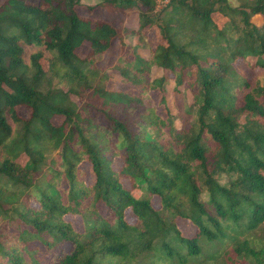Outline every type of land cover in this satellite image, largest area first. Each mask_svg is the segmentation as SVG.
<instances>
[{
	"label": "trees",
	"instance_id": "obj_1",
	"mask_svg": "<svg viewBox=\"0 0 264 264\" xmlns=\"http://www.w3.org/2000/svg\"><path fill=\"white\" fill-rule=\"evenodd\" d=\"M97 1L135 8L136 26L82 17L80 0L0 3V264H264V0ZM150 26L146 55L122 43ZM165 72L191 94L186 118L151 103Z\"/></svg>",
	"mask_w": 264,
	"mask_h": 264
},
{
	"label": "rangeland",
	"instance_id": "obj_2",
	"mask_svg": "<svg viewBox=\"0 0 264 264\" xmlns=\"http://www.w3.org/2000/svg\"><path fill=\"white\" fill-rule=\"evenodd\" d=\"M2 0H0V3ZM167 2V0H156V6L155 10H159L164 4ZM230 2L233 5H237L239 3V0H230ZM76 10L78 14L82 17H87L92 20H104L106 22L111 23L115 27H128V28H134L136 26V9L132 8L129 10H119V9H107L103 6H100L99 2L97 0H80L79 4L76 6ZM214 20L221 25L225 18L221 15H214ZM250 20L257 26H261L264 23V16L261 14H253L250 17ZM160 41V36L158 34V29L155 26H150L144 33L139 36H127L124 34L122 37V43L125 44L126 48H128L129 45H140L139 47L141 49L138 50L141 55H146L147 50L149 47H153L156 43ZM36 47L34 48H28L26 53L27 55L34 51ZM124 49L121 47V43L117 38H115L112 42L110 47L108 48L105 58L97 63V67L102 68L104 70H107L111 68L112 63L117 59L119 54ZM89 51V45L87 42H83L77 49L76 53L80 57H85ZM42 63L45 65V62L42 61ZM233 67L244 74H246L248 77H251L253 75H259L260 71L255 68L253 70H250L247 66V64L244 62L243 59H238L234 64ZM154 71V70H153ZM151 72L150 75L147 76L149 78L152 75L156 76L157 73ZM154 73V74H153ZM110 75H113L109 73ZM166 81H167V87H168V95L165 97V104H159V94L156 90L149 91L148 95L151 99V103L156 106L157 112L161 113L163 116L166 115L167 111H170L172 114H181L183 117L186 116V106L191 102V94H189L187 91L183 92H177L173 90V81L170 77V74L168 72H165ZM52 82L55 84V80H52ZM106 87L109 89H119L121 87V81L116 76H110V78L106 82ZM86 96V95H85ZM85 96L78 100L77 104H80L82 101H85ZM148 97H146V100ZM18 113L26 117L28 115V109L24 106L19 107ZM62 120V116H54L52 118L53 123L58 124ZM180 118L176 120L175 125H180ZM118 159H115L113 164L114 166L117 165ZM81 169L85 170L86 175L85 178L89 181L93 180V175L90 171V167L86 163L81 164ZM125 185H128L127 181L124 182ZM156 201L154 200V203ZM126 218L130 222H134V217L131 215V213L127 210L126 212ZM73 227L76 230H81L82 228V222L79 216H69ZM65 218H68L65 216ZM179 226L182 230L186 231L188 234H192L193 227L192 225L186 221L180 219L178 221Z\"/></svg>",
	"mask_w": 264,
	"mask_h": 264
}]
</instances>
